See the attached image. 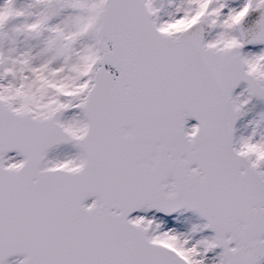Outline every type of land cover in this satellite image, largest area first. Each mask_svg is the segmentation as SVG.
Masks as SVG:
<instances>
[{
	"label": "snow or ice",
	"instance_id": "snow-or-ice-1",
	"mask_svg": "<svg viewBox=\"0 0 264 264\" xmlns=\"http://www.w3.org/2000/svg\"><path fill=\"white\" fill-rule=\"evenodd\" d=\"M0 264H264V0H0Z\"/></svg>",
	"mask_w": 264,
	"mask_h": 264
}]
</instances>
